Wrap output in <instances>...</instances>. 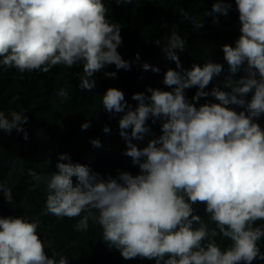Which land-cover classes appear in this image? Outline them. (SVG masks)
I'll use <instances>...</instances> for the list:
<instances>
[{"label":"clouds","instance_id":"clouds-1","mask_svg":"<svg viewBox=\"0 0 264 264\" xmlns=\"http://www.w3.org/2000/svg\"><path fill=\"white\" fill-rule=\"evenodd\" d=\"M235 3L241 35L235 47L225 44L222 50L230 73L236 74L246 63L247 76L226 78L225 86L231 91L214 88L210 94L220 103L199 108L185 99L184 90L198 86L194 99L209 95L202 90L221 73L219 63L193 64L191 70L182 72L167 70L163 83L175 86L173 91L148 88L150 96L135 93L132 99L138 106L134 110L122 91L109 88L102 105L108 113H125L119 120L120 136L127 145L124 155L139 165L141 174L134 177L123 172L118 179L104 180L90 167L60 154L59 161L68 162H58L57 171L50 176L29 170L34 181L47 184L45 209L39 215L71 219L85 213L76 230L87 231L90 220L97 223L104 241L126 260L155 258L156 264H252L257 258L264 260L257 245L264 238V225L253 227L256 220L264 219V130L254 122L264 113V0ZM230 7L218 0L207 16H226ZM107 11L102 0H0V64L20 73H47L57 65L71 68L83 63L79 87L91 91L94 74L106 66L130 67L117 51L122 44L121 27L109 21ZM180 15L192 20L197 29L203 26L183 9ZM185 43L173 32L163 46L177 68L181 64L175 50L183 51ZM143 69L160 71L148 63ZM105 75L114 78L116 73ZM253 89L254 95L246 103L243 97ZM59 95L67 97L68 93L61 89ZM229 104L246 106L247 114L226 107ZM150 117L153 122L164 121L163 134L141 149L132 140H142L150 131L146 124ZM27 122L21 113L13 111L9 118L0 112V129L5 132H22ZM89 126L87 122L81 125L83 130ZM103 131L107 133L109 128ZM24 139H28L27 133ZM91 143L100 146L98 139ZM141 158L146 159L141 162ZM0 191L11 203V189L0 182ZM197 202L206 204L215 227L209 228L192 214L191 205ZM39 226V216L0 218V264H68L65 256L59 260L46 256L37 234ZM217 236L231 240L232 245L222 250Z\"/></svg>","mask_w":264,"mask_h":264},{"label":"trees","instance_id":"trees-1","mask_svg":"<svg viewBox=\"0 0 264 264\" xmlns=\"http://www.w3.org/2000/svg\"><path fill=\"white\" fill-rule=\"evenodd\" d=\"M102 2L106 6V2L104 0ZM138 3L140 4L138 7L133 6V1L129 5L130 12L135 7L140 12L139 16L136 17L137 21L133 25L127 22L130 19V14L128 12L125 13V8L115 15L116 24L121 27L120 35L122 38V44L118 46L117 51L122 59L131 65L136 64L138 66L140 62L142 64L148 63L158 67L160 71L158 73L151 70L145 71L143 66H138L139 69L134 66L133 71L117 70L115 65H108L104 70L94 74L95 85L97 81H100V77L104 78L106 76L105 72H115L118 77L109 78L114 81L117 80L116 82L119 86L126 82L127 77H129L141 89L145 88L143 92L146 96L151 95L147 91L148 88L171 92L175 86L169 87L163 83L167 70L187 71L191 70L195 62L201 63V61H205L221 64L224 75L222 71L219 75H214L211 82L202 91L209 93V96H211L210 93L213 90L211 88L221 87L227 92L225 80L231 74L227 72L229 71V65L224 58L222 49L225 44L235 47V42L241 35V23L235 0H225L223 2L231 5L226 16L219 14V16H212L211 18L207 16V12L212 11L208 0H190L186 12L193 19L200 15L197 21L203 23V26L199 29L194 27L192 20L184 19L183 17L180 18L183 22L179 26L173 25L174 28L171 29V25L178 19L171 15L170 10H172V5L174 10L180 0H143L138 1ZM214 20L217 22H214ZM176 31H181L179 36L186 41L183 51L175 50L181 64L180 68H177L176 63L166 57V53L163 50V46L172 35L171 32ZM156 41H159L160 44L158 45ZM206 53H211L210 57L202 59ZM57 69L58 66H54L47 73L43 72L42 76L39 74L37 77L39 83L34 78L32 79L34 81L33 85L30 86L25 84V77L30 76L28 71L18 77V73L14 71V68H8L0 64V112L10 118L11 112L19 111L21 115L28 118V122L22 125L24 129L22 132L13 129V133H9L0 129V182L9 181L8 177H11L10 180L14 178V183L11 186L10 184L9 186L6 185L12 192L11 203L7 202L3 192L0 191V203L3 202L2 199L7 202L0 208V218L25 216L26 214H23L22 208H24L23 204L28 202L31 206L35 205L36 211H33V217L39 216L40 226L37 234L44 244V252L48 258L59 260L60 256H65L68 264H111L113 255L108 254L107 250L109 249L102 238L100 225L90 220L87 231L76 230V224L85 213L71 219L57 217L51 213L43 216L39 215L45 209L44 201L47 196V184L40 181L34 188L30 179L32 177L28 174L29 170L31 169L39 174L38 167L41 166V170L47 172V177L50 176L52 172L57 171L56 164L58 162H68L59 161L60 154H67L72 163H80L90 167L93 172L100 174V177L104 180L109 179L107 173L112 171L111 162L113 160H116L123 172L130 173L134 177L141 174L139 165L133 164L132 158L124 155L127 145L124 138L120 136L119 125L115 124V128L112 130L116 132H113L116 135L110 138V146L106 144L102 136L98 138L100 129H95L93 126L91 128V125L88 130L81 128V125L86 122L91 124L92 119H78L72 127L65 125V127L61 128L59 126L57 113L60 114L61 110L65 112V104L67 103L63 101L65 100L63 99L64 97L59 95L60 91L58 93L57 91L62 84H65L62 83L60 77L66 76L67 72L61 73L62 75H56ZM77 72H79V69ZM246 73V71L241 70L235 75H243L245 77ZM83 75L84 73H78V77L73 82L75 91L81 93L87 91L78 86ZM56 77H58V80L60 78L61 82H58L56 87H54V79ZM257 78H259L258 75ZM112 80L108 81L113 82ZM133 86L137 89V85ZM14 88H16V92L8 93V90L12 91ZM97 90L95 86L91 90L92 93H89L86 107L93 101L94 93ZM198 91H200L198 86L184 90L187 95L186 98L188 97L186 100L195 107L208 97V95L203 96L196 101L194 97H196ZM254 91L253 89L243 97L246 103L251 101ZM132 92L136 93L134 89ZM18 97L23 100L22 105H24V108L22 107L23 110L21 111ZM132 97L131 94V98L129 100L126 99L127 105L132 104ZM36 99L37 102L32 105L31 101ZM93 106H96L95 103H91L87 109H92ZM238 106L240 105L229 104L226 107L238 113ZM101 108V106L98 107L97 111H101ZM239 110L247 114L246 106H242ZM152 122L150 119L146 121L150 131L144 135L142 140H132V143L137 145L138 148L146 147L150 140L159 138L163 134L162 124L164 121L160 119L159 121L155 120L153 124ZM103 125L107 126L108 124ZM127 131L130 135L131 129ZM25 133H27V140L24 139ZM8 135H12V137L7 139ZM93 139L100 141L99 147L92 145L91 141ZM145 159L141 158V162ZM8 174L10 175L8 176ZM3 177L5 180L2 179ZM72 180L75 185L77 183L76 177L73 176ZM41 201H43V204H41ZM199 203L191 205L193 215L197 214ZM262 223L261 220H256L253 227H260ZM215 239L222 250L232 245V241L227 238L217 236ZM257 245L261 254H264V238L257 241ZM54 253H56L55 257ZM149 260L147 259L146 262H149ZM130 262L131 260H128L126 264H131ZM152 263L154 262L152 261ZM142 264L146 263L142 261ZM239 264H245V262L240 261ZM252 264H264V260L257 258L252 261Z\"/></svg>","mask_w":264,"mask_h":264},{"label":"rangeland","instance_id":"rangeland-1","mask_svg":"<svg viewBox=\"0 0 264 264\" xmlns=\"http://www.w3.org/2000/svg\"><path fill=\"white\" fill-rule=\"evenodd\" d=\"M104 1L106 2V6L105 7L108 9L106 15H107V18L109 19L110 22L117 23V20L115 19V15H117V12L122 11L125 8V13L128 12V14H130V19H128L127 22L130 25H133L137 21V18L136 17H138L139 16V13H140L137 10V7L140 5L138 3V1L140 2V1H143V0H132L134 2V5L133 6H137V7H135L134 9H132L131 12H130L129 5L132 4V1H131V3H127V2H125V0H122L121 1V4H119V5L116 3V0H104ZM189 1L190 0H180V3L175 6V9L174 10H173V5H172V10H170L171 15H173L178 20H175L174 24L171 25V29L174 28L173 25L179 26L183 22V20H180V18H182V16L180 15V13H181V10L182 9L186 11V8H188V6H189L188 5V2ZM208 1H209V4H210L211 7L213 6L214 3H217L218 2V0H216V1L208 0ZM224 1L225 0H219V2H224ZM190 7H191V5H190ZM135 12H136V14H134ZM125 15H127V14H125ZM199 16H196V18L194 20L197 21L199 19L198 18ZM214 16L215 17L216 16H219V14H215ZM209 17L211 18L212 16H209ZM171 33H173V32H171ZM175 33H177L178 35H180L181 34V31H176ZM210 54L211 53H206L205 56L202 59L209 58L210 57ZM0 60H2V58ZM205 63H207V62H205V61H201V63L200 62H195V64L200 65L201 67H203V65ZM129 65H130V67H129V69L127 71L132 70L134 66L137 67L138 69H139L138 66H140V67L143 66V64L141 62L138 63V66L136 64H134V65L129 64ZM57 66H58V69L55 72L56 75H60L63 72H67L66 73V76H64L63 78L60 77L62 79V83H65V84L64 85L62 84L59 87L57 93L61 89L65 90L68 93L67 97H64L63 98V99H65L63 101L65 103H67V104H65V106H66L65 107L66 108L65 109V112L60 109L61 110L60 111V114L57 113L59 126L61 128L65 127V125L72 127V125L75 124V121L78 120V119H84V120L92 119V123L89 124V125H91V128L93 126L95 129L96 128L100 129L99 130V136H98V138H100V136H102V138H104L106 144L110 146V138H112L113 135H116V134L113 133L115 131H112V130L115 128V124L119 125V120H120L119 118H122V116L125 113L124 112H122V113H115V112L108 113L104 109V107L102 105V97H103V95L106 93V91L109 88H115V89H118V90L122 91L123 93H125L124 94V98H125V101H126V99L129 100L131 98V94H132V96L135 94V92H132L133 89L136 91V93H144L143 91L145 90V88L141 89V87L137 83L133 82L134 80L130 79L129 77H127L126 82L122 83L120 86L117 84V82H116L117 80L114 81V80H112L111 78H109L107 76H105L104 78L103 77H100V81H97L96 82V85H95L98 90L94 93L95 96H94L93 101L91 102V103H95L96 106H93L92 109H87L88 106L91 104L90 103L86 107L87 100H88V95H89V93H92V91H88V90L86 91V90H84L86 92L85 93H83V92L81 93L79 91H75V88H73V82H74L75 78L78 77V73H80V74L84 73V69L82 67L83 66V63H78L77 65H75V66H73L71 68H68V67L63 66V65H57ZM106 67H108V66H106ZM245 67H246V64L244 66H242L238 71L244 70ZM14 69H15L14 71L16 73H18V77H20L21 75L25 74V73H20L16 68H14ZM78 69H79V72H77ZM104 69H102V70H104ZM227 72L229 74H231L230 71H227ZM42 73H43V71H41V70H33V71L29 72V75L31 77L30 76H26L25 77V80H26L25 84L30 85V86L33 85V82L34 81L32 79L35 78L37 80L38 75L40 74L42 76ZM223 73H224V71H222V74ZM49 74H50V72H49ZM101 74H103V73H101ZM33 75H35L36 77L33 76ZM230 76H232L231 78L234 79V80H239L241 77H243V75L240 76V75H235V74L234 75L231 74ZM246 76H247V73H246ZM117 77L118 76H116V78ZM60 78H59V80H58V77H56V79H54V82H55V86L54 87H56V84L58 82H61ZM108 80H112L113 82H109ZM37 83H39L38 80H37ZM131 83H134L132 85H137V89L138 90L135 89L134 86L132 87ZM79 85H80V83L78 84V86ZM113 85H116V86H113ZM211 89H214V88H211ZM219 89L221 91H224V88H221L220 87ZM74 91H75V93H73ZM229 91H231V89L230 88H227V92H229ZM13 92H16V88H14L12 91L11 90H8V93H13ZM128 93L130 94V96H129ZM34 94H36V92H34ZM184 95H185V99H187L188 97L186 98V96H187L186 93H184ZM195 100L197 101L198 99H195ZM22 102H23V100L20 99L19 100V109H20V111L23 110L22 107L24 108V105H22ZM31 102H32V105H34L37 102V99L34 100V101H31ZM206 103H208V104H210V103H220V101H218L212 95L211 96L208 95V97H206V99L204 101H202V102H200V103L197 104L198 105L197 108H199L201 105L206 104ZM100 106L102 108H101V111L98 112L97 111V108L100 107ZM130 106L134 110L138 106V102L132 99V104ZM2 107H3V105H2ZM68 107H70V108H68ZM241 107L242 106H238L237 107L238 108V113L241 112L239 110V108H241ZM126 111H127V107L125 108V112ZM17 113H19V111ZM149 119L151 120V122L153 121V118L150 117ZM156 120L159 121L160 119H156ZM254 122L255 123H258V124H261L260 127H262V130H264V113H262L259 117L254 118ZM103 124H108V125L107 126H104ZM152 124H153V122H152ZM105 127H108L109 128V132L105 133L103 131V129ZM88 128H87V130H88ZM10 133H13V132L11 131ZM11 137H12V135L11 136L8 135L7 136V139H9ZM18 138H20V137H18ZM109 159L112 160L110 157H109ZM111 169H112L111 173H107V177H109V178H116V179H118L120 173H123L120 165H118V163L116 162V160H113L111 162ZM38 170H39V172H38L39 174L38 175H41V176H43L45 178L47 177V175H46L47 172L41 170V166L38 167ZM9 175L10 174H8V176ZM2 179L5 180L4 177ZM8 179H9V181H7V180H6V182L2 181V183H5V185H7V186H9V184H10V186H11L14 183V180H13L14 178L12 180H10L11 177H8ZM30 179L33 182L32 185L39 184V182L34 181L32 178H30ZM41 182H45V184H46V181L45 180H41ZM2 201L3 202L0 203V208L3 207L8 202V201L5 202L4 199H2ZM45 201H46V198H45ZM45 201H44V203H45ZM41 204H43V201H41ZM21 205H22V203H21ZM23 206H24V208H22L23 214L24 215L26 214L25 216H31V217H33L34 216L33 211H36V209L34 208L35 205L34 206H31L27 202V203L23 204ZM198 208H199V210H198L197 214H195V215H198L199 217H201V219L206 224L209 225V228H213L214 227V224H212L210 222V219H209L208 214L206 212V204L200 202L199 205H198ZM261 222H263V223L260 226L264 225V219H262ZM194 227H199V225H194ZM104 242H105L106 246L109 249V250H107L108 251V254L113 255V257L111 258V262H110L111 264H126L128 262V260H131V262H130L131 264H142V261H144L146 264H156L155 258L150 259L149 262H146V260H147L146 258H140V257H136V258H133V259H127L126 260V259H124L122 257L120 251L115 246H110L106 241H104ZM167 258L168 257L166 256L165 259H167ZM152 261L154 263H152ZM162 264H163V262H162Z\"/></svg>","mask_w":264,"mask_h":264}]
</instances>
